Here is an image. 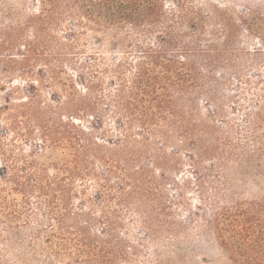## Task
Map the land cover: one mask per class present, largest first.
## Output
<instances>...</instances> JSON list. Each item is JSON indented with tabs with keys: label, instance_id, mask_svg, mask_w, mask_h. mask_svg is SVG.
<instances>
[{
	"label": "rangeland",
	"instance_id": "374dc122",
	"mask_svg": "<svg viewBox=\"0 0 264 264\" xmlns=\"http://www.w3.org/2000/svg\"><path fill=\"white\" fill-rule=\"evenodd\" d=\"M0 112V264H264V0H0Z\"/></svg>",
	"mask_w": 264,
	"mask_h": 264
},
{
	"label": "trees",
	"instance_id": "16d2710c",
	"mask_svg": "<svg viewBox=\"0 0 264 264\" xmlns=\"http://www.w3.org/2000/svg\"><path fill=\"white\" fill-rule=\"evenodd\" d=\"M81 80H82V84L85 85V83H84L85 81L82 77H81ZM31 87H32L31 89H34V85ZM0 115H1V112H0ZM71 118H73V115H71ZM62 122H63V124H61L60 127H62L63 130H61V131L58 130V132H60L61 135H64V137L67 136L69 138L71 144L75 145L76 143H78V145H79L81 142V135H87L85 130L79 128L73 122H71V124L69 122H66V121H62ZM97 124L100 125L101 121L96 120L94 127H97L98 126ZM44 130H45V136H46L45 138H50L51 129L47 126V127H45ZM2 171L3 172L0 174H3V176H5L4 173L6 174L8 171L7 163H4V165H2ZM27 178L29 179L30 177H27ZM25 186H28V185H25Z\"/></svg>",
	"mask_w": 264,
	"mask_h": 264
}]
</instances>
